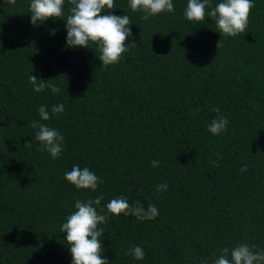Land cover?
<instances>
[{"label": "trees", "instance_id": "trees-1", "mask_svg": "<svg viewBox=\"0 0 264 264\" xmlns=\"http://www.w3.org/2000/svg\"><path fill=\"white\" fill-rule=\"evenodd\" d=\"M187 2L144 20L129 0H114L101 15H127L132 36L105 66L95 43L66 47L69 0L62 17L36 26L31 0H0V264H72L60 227L76 200L97 196L109 264H213L244 243L264 251V0H252L248 26L234 37L207 15L221 0H210L201 22L184 18ZM31 74L60 92L33 91ZM58 104L64 111L53 115ZM217 116L229 123L213 135ZM33 121L63 136L58 158L41 150ZM73 166L102 183L75 188L63 178ZM118 197L159 214L107 213ZM135 246L143 260L125 255Z\"/></svg>", "mask_w": 264, "mask_h": 264}, {"label": "clouds", "instance_id": "clouds-1", "mask_svg": "<svg viewBox=\"0 0 264 264\" xmlns=\"http://www.w3.org/2000/svg\"><path fill=\"white\" fill-rule=\"evenodd\" d=\"M9 4H15L16 0H7ZM72 5L69 15L66 18L65 28L67 31L66 47H86L89 42L98 46L99 61L108 66L119 62L123 53L128 51L125 41L132 36L131 28L128 27L131 21L127 15L117 16L112 14L101 15L115 7L114 0H69ZM64 0H31L29 11L33 26L42 24L52 18H60L63 12ZM130 8L133 11H142V19L162 12H173L172 0H129ZM206 6H210V0H188L184 10V18L188 21L201 22L205 19ZM254 7L252 0H221L207 15L215 20L220 34L234 37L245 32L248 26V18L251 9ZM135 44V43H133ZM33 91L42 92L46 88L53 93H59V87L46 83L45 80L37 79L36 76L28 77ZM64 111L63 104L53 105L51 113L57 114ZM213 111H219L214 109ZM40 119H50L49 111L45 106L38 109ZM229 120L223 116L212 119L208 125V131L213 135H220L227 131ZM32 127L38 129L35 139L42 145V151H47L53 159L59 157L62 152L63 136L56 130L49 128L39 121H33ZM30 143V142H29ZM213 166L216 162L213 161ZM153 167L159 165V161L151 162ZM247 171L245 165L241 172ZM77 189H90L95 191L102 180L87 167L81 169L73 166L71 171L66 172L63 177ZM167 184L157 186V191L167 189ZM102 197L97 196L93 200L82 202L79 199L75 202V211L66 217L60 227V232L65 233L64 240L68 244L72 256V264H109L106 258L101 257V237L104 229L98 225L106 223L108 216L99 214L94 205H99ZM107 213L112 215H132L139 220H152L158 214L154 204H149L145 209L136 201L129 204L124 197L111 199L106 205ZM255 245L247 243L239 244L231 249L224 248L213 264H264V251H254ZM132 255L137 260H143L145 253L141 246H135L126 251L125 255ZM230 257V258H229ZM207 264V262H205Z\"/></svg>", "mask_w": 264, "mask_h": 264}]
</instances>
